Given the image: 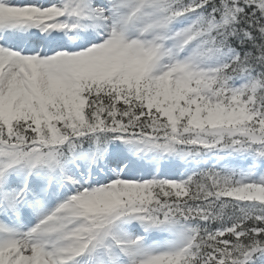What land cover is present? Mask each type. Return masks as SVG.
<instances>
[{
  "label": "snow or ice",
  "instance_id": "6c2138e0",
  "mask_svg": "<svg viewBox=\"0 0 264 264\" xmlns=\"http://www.w3.org/2000/svg\"><path fill=\"white\" fill-rule=\"evenodd\" d=\"M0 264H264V0H0Z\"/></svg>",
  "mask_w": 264,
  "mask_h": 264
}]
</instances>
